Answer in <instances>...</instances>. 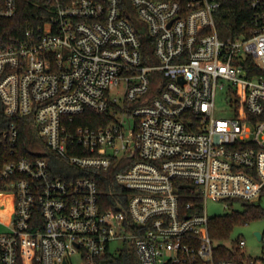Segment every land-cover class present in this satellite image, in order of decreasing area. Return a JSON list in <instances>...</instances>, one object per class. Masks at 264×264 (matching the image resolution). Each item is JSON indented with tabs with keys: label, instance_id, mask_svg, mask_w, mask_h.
<instances>
[{
	"label": "built area",
	"instance_id": "1",
	"mask_svg": "<svg viewBox=\"0 0 264 264\" xmlns=\"http://www.w3.org/2000/svg\"><path fill=\"white\" fill-rule=\"evenodd\" d=\"M229 1L42 0V21L8 39L21 0H0V99L40 145L19 156L16 122L0 130V196L14 205L0 212V264L131 249L138 264H240L216 259L207 202L264 195V0H244L238 22ZM88 110L110 122L73 126ZM97 174L113 175L115 206Z\"/></svg>",
	"mask_w": 264,
	"mask_h": 264
},
{
	"label": "trees",
	"instance_id": "2",
	"mask_svg": "<svg viewBox=\"0 0 264 264\" xmlns=\"http://www.w3.org/2000/svg\"><path fill=\"white\" fill-rule=\"evenodd\" d=\"M37 1V2H36ZM38 4H42V0H21L19 3V11L17 15L9 20L2 22V31L5 37L8 39H15L20 37L25 28L29 25L37 24L42 19L37 16L45 14V9ZM244 0H230L222 10L223 13H227L225 19L229 21H240L238 14L249 11ZM16 122L20 136H19V148L18 155L26 156L32 151L39 150V138L37 137L36 128L31 118L15 117L9 118L4 113L3 104L0 99V130L6 128L11 122ZM110 122L107 114H99L93 111H85L83 114L75 117L73 126H92L99 127L106 125ZM55 164H60L59 160L53 159ZM97 181L102 193V197L106 199V202L113 203L117 199V192L119 186L116 185L113 175L97 174ZM181 194L182 203H186L190 200L189 194L186 189L179 191ZM245 205L243 211H234L224 217L211 219L210 234L213 240L224 239L229 236L230 231L238 223L247 224L252 220L264 219V207L259 203L243 202ZM111 206H115L114 203ZM244 248L236 245L233 248H227L224 245H217L215 255L217 260H234L240 264H250L251 258H247L243 252ZM102 264H138L137 255L135 250H124L121 255L113 256L107 255L102 260Z\"/></svg>",
	"mask_w": 264,
	"mask_h": 264
},
{
	"label": "rangeland",
	"instance_id": "3",
	"mask_svg": "<svg viewBox=\"0 0 264 264\" xmlns=\"http://www.w3.org/2000/svg\"><path fill=\"white\" fill-rule=\"evenodd\" d=\"M228 88V83L227 87ZM234 113V107L229 105L226 99V91L219 90L217 96V110L216 114L219 117H230ZM259 205L264 207V195L257 202ZM207 211L209 216L214 218H220L232 214L234 211H243L245 205L242 202H235L233 207H225V203L221 200L209 199L207 202ZM14 205L10 201V198L0 196V212L4 218L12 219L14 211ZM257 232L262 234V239H259L256 235ZM245 239L246 246L243 249L244 254L247 258L254 260H260L261 264H264V219L252 220L247 224L238 223L230 231L229 236L224 239L214 240L215 245H224L227 248L235 247L239 239ZM122 245L119 242L112 243V249L115 254L118 253V249ZM73 263L78 264V257L72 258Z\"/></svg>",
	"mask_w": 264,
	"mask_h": 264
},
{
	"label": "water",
	"instance_id": "4",
	"mask_svg": "<svg viewBox=\"0 0 264 264\" xmlns=\"http://www.w3.org/2000/svg\"><path fill=\"white\" fill-rule=\"evenodd\" d=\"M256 235L259 239H262V234L260 232H257Z\"/></svg>",
	"mask_w": 264,
	"mask_h": 264
}]
</instances>
